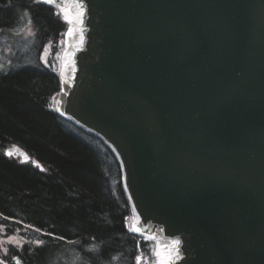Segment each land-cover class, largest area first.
Listing matches in <instances>:
<instances>
[{"label": "water", "instance_id": "95a60500", "mask_svg": "<svg viewBox=\"0 0 264 264\" xmlns=\"http://www.w3.org/2000/svg\"><path fill=\"white\" fill-rule=\"evenodd\" d=\"M73 1L58 113L115 153L134 232L177 239L175 264H264V0L52 5Z\"/></svg>", "mask_w": 264, "mask_h": 264}, {"label": "trees", "instance_id": "16d2710c", "mask_svg": "<svg viewBox=\"0 0 264 264\" xmlns=\"http://www.w3.org/2000/svg\"><path fill=\"white\" fill-rule=\"evenodd\" d=\"M66 32L52 5L0 0V229L24 239L0 264H148L118 158L57 111Z\"/></svg>", "mask_w": 264, "mask_h": 264}, {"label": "rangeland", "instance_id": "374dc122", "mask_svg": "<svg viewBox=\"0 0 264 264\" xmlns=\"http://www.w3.org/2000/svg\"><path fill=\"white\" fill-rule=\"evenodd\" d=\"M41 1L46 3V4H49V5L53 4L52 0H51V2H48V0H41ZM67 5L68 4H66L65 6H61V7H56V6L52 5L55 8H57V10L59 11L62 19L67 24V32H66L65 38H64V48H63L62 52L59 54V63H60L59 77H60V81H61V92H60V95L62 93V85H63L62 84V80H61V70H62L63 65H64L63 55L65 54V52L68 49L67 37H68V34L70 32H73L74 26H75L74 25L75 24V20H76V17H77L74 14L73 9L68 8ZM60 95L58 96V98L56 100L57 111H58V103H59V100H60ZM9 151H10L9 152L10 154L9 153L7 154V156L9 158H13V159H16L18 161H24L22 156H21V153H19L18 150L14 149V148H10ZM121 172H122V170H121ZM122 182H123V177H122ZM123 186H124V184H123ZM124 189H125V187H124ZM128 200H129V198H128ZM129 202H130V200H129ZM130 205H131V203H130ZM131 209H132V215H131L130 219L128 220L129 229L134 234L140 236L142 239H144L148 243L152 244L151 256L148 259H146V260L141 258L140 261L146 262L148 264H174L173 263V257L175 256V252H174L172 246L165 245L158 238L143 237V236H141V235H139V234L134 232V223L136 221V217H135L132 205H131ZM23 244H24V239L22 238L21 235H19V234H11V235H9L8 232L0 229V251L5 252L7 247L10 246V245L15 246V247H22Z\"/></svg>", "mask_w": 264, "mask_h": 264}, {"label": "bare ground", "instance_id": "6f19581e", "mask_svg": "<svg viewBox=\"0 0 264 264\" xmlns=\"http://www.w3.org/2000/svg\"><path fill=\"white\" fill-rule=\"evenodd\" d=\"M68 8L73 9L74 14L76 17L75 26L73 32H70L67 37L68 49L63 55V68L61 70V80H62V93L60 95V101L66 96L68 89L72 83V79L75 73V64H74V53L77 51L79 47L82 45L83 36H84V27L81 23L80 12L81 4L79 2H69ZM138 221V217L136 218V223ZM161 240L167 246H172L175 252V256L173 257V263L175 264L179 258L180 254L178 253V241L175 238L165 237L161 233H155V237Z\"/></svg>", "mask_w": 264, "mask_h": 264}, {"label": "snow or ice", "instance_id": "6c2138e0", "mask_svg": "<svg viewBox=\"0 0 264 264\" xmlns=\"http://www.w3.org/2000/svg\"><path fill=\"white\" fill-rule=\"evenodd\" d=\"M48 2H51V0H48ZM10 154V153H9ZM175 243H179V241H175Z\"/></svg>", "mask_w": 264, "mask_h": 264}]
</instances>
